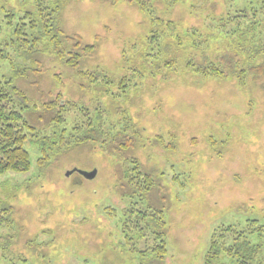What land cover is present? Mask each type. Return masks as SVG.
<instances>
[{
	"label": "rangeland",
	"instance_id": "374dc122",
	"mask_svg": "<svg viewBox=\"0 0 264 264\" xmlns=\"http://www.w3.org/2000/svg\"><path fill=\"white\" fill-rule=\"evenodd\" d=\"M55 2L38 10L37 0H0L2 24L50 12L58 35L93 46L77 66L47 39L32 54L0 56V81L23 93L32 126L29 170L0 174V264H204L225 227L264 249V76L239 83L187 66L228 60L231 50L241 60L252 35L261 50L264 25L244 36L234 19L262 12L257 0ZM34 17L36 30L51 20ZM3 30L0 42L12 35ZM55 97L69 102L62 123L46 112ZM89 120L98 130L81 141ZM132 166L152 178L148 192L128 182ZM74 169L96 174L66 175ZM156 210L161 228L147 223ZM161 239L164 254L154 250Z\"/></svg>",
	"mask_w": 264,
	"mask_h": 264
},
{
	"label": "trees",
	"instance_id": "16d2710c",
	"mask_svg": "<svg viewBox=\"0 0 264 264\" xmlns=\"http://www.w3.org/2000/svg\"><path fill=\"white\" fill-rule=\"evenodd\" d=\"M60 1L63 0H56V2ZM257 2L262 7V12L259 11V9L252 10L253 13L243 11L241 13L242 15H238L234 18L240 22L241 35L244 34V36H246L248 34L250 36L258 26L264 25V0H257ZM37 6L38 10H43L41 0H37ZM52 14L53 13L50 12L44 15H41L40 12H38V14L34 12H25L21 19L25 18L30 20L26 23H17L15 26L12 25V14L8 17L9 20L4 24L0 22V36L4 33V27L12 28L11 37L0 42L2 47H4L0 50V56L3 57L5 53L7 54L6 50L8 51L10 48L20 53H25L26 55L32 54L34 52L32 46L42 39H47L49 42L53 41L59 45L62 51H64L66 45L71 42L72 46L76 49L65 53L59 51L58 53L62 56L65 55L64 58L62 57L65 64L77 66L81 53L91 50L93 46L85 45L79 48L81 44L79 37L75 35H58L60 33L55 27ZM36 15L51 20L46 21L44 25L38 24V26L42 28L36 30V25L38 23L37 18L34 17ZM250 38L252 43L255 44L252 49H249L247 55L245 54L242 56L241 60L235 61V50H231L229 52L230 54L228 53V60L225 59L224 55L217 63L205 59L203 63L201 62V65L198 64L196 66L193 59H191L190 62L187 63V66H191L193 70L202 77H225L234 75L239 83H243L248 72L256 77L264 76V53H262L264 51V46H262L260 50V46L256 44L254 40L255 37L252 35ZM2 52L4 54H2ZM62 101L63 100L55 97L49 103L45 104L47 106L46 112H55L52 117L55 123L63 122L62 114L69 102ZM25 103L26 100L23 93L13 86L8 79L0 81V174L6 172H27L30 168L29 153L24 147V142L29 135L28 130L31 129L32 126H30L22 114L21 109L26 108ZM91 120L87 122L88 124L86 126L78 127L80 133H82V135L83 133L85 134L79 137L81 141L92 139L94 137L92 133L98 130L97 126H93L94 122H90ZM131 169L133 172L128 173V182L135 185L142 184V191L148 192L152 187V178L148 174L139 172L135 166H132ZM136 188L137 186L133 189L132 193L137 192ZM151 215V220H147L148 225L155 224L158 228L164 226L162 210L153 211ZM141 216L146 218L148 215L146 212H142L140 217ZM153 216H157L158 221L153 218ZM251 223L255 224V220ZM257 231L260 232L261 235H264V228L261 225L257 227ZM229 232H231L230 234L236 235L232 237V240L229 239L226 241V234ZM253 232L254 231H249L248 233L250 234ZM154 250L159 251L161 254L166 252L163 239L160 240V245L154 248ZM204 264H264V249L261 248L259 244H252L248 240L245 231L234 232L230 227L220 228L217 233L211 236L204 257Z\"/></svg>",
	"mask_w": 264,
	"mask_h": 264
},
{
	"label": "water",
	"instance_id": "95a60500",
	"mask_svg": "<svg viewBox=\"0 0 264 264\" xmlns=\"http://www.w3.org/2000/svg\"><path fill=\"white\" fill-rule=\"evenodd\" d=\"M73 171H77V172H79L82 176H84L85 178H87V179H92V178H94V176H95V174H96V170H91V171H80V170H76V169H74V170H71V171H69V172H67V174L66 175H69L70 173H72Z\"/></svg>",
	"mask_w": 264,
	"mask_h": 264
}]
</instances>
